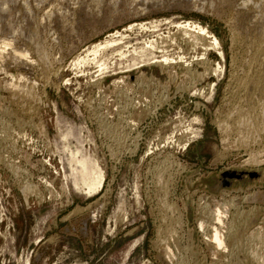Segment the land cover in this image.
I'll list each match as a JSON object with an SVG mask.
<instances>
[{"label": "rangeland", "instance_id": "obj_1", "mask_svg": "<svg viewBox=\"0 0 264 264\" xmlns=\"http://www.w3.org/2000/svg\"><path fill=\"white\" fill-rule=\"evenodd\" d=\"M37 1L9 6L18 9L17 20L25 11V17L46 13L47 20L37 15L49 22L48 80L33 52L22 64L8 54L11 48L0 58V264H253L243 237L264 230V161H245L249 152L264 155V139L242 143L227 117L246 104L239 71L249 57L227 23V8L220 17L201 0H133L126 16L85 28L74 46L53 22L59 10L66 15L78 6L74 0ZM187 23L217 38L221 54L196 29L187 35ZM4 30L0 36L24 46L19 31ZM163 58L169 66L158 62ZM150 66L158 79L142 84L136 74L152 75ZM33 80L28 101L9 83ZM218 116L231 119L229 133L220 130ZM160 178L175 211L159 201ZM223 179L227 185L219 187ZM221 202L230 203L224 223L241 238H227L230 255L211 244V224H197L205 203L211 209ZM169 225L173 238L159 243L157 231Z\"/></svg>", "mask_w": 264, "mask_h": 264}, {"label": "bare ground", "instance_id": "obj_2", "mask_svg": "<svg viewBox=\"0 0 264 264\" xmlns=\"http://www.w3.org/2000/svg\"><path fill=\"white\" fill-rule=\"evenodd\" d=\"M10 1H12V0H0V31H2V30L5 29L4 31H7L6 33H8V32H11V33L12 32H16V34H19L17 32V31H19L20 32V37L22 36L25 39V42H24V46L22 48H21V46H20V48H17V47H14L15 44H13L14 40H13V36L12 35L7 34L8 36H11V37H7V36H4V35L1 34V36H0V58L2 57V55L5 52L9 51L8 49L11 48L10 49L11 52L9 51L10 53H8V54L11 55V57H12V59H13L14 62L17 61L18 63H21L22 64V63H27V60L29 59L28 57H30L29 54L31 52H33L35 54V57H36L35 58L36 61L34 60L35 61V64L37 62L42 67V71L43 72L41 74H43L44 81L45 80L47 81L48 80V77L50 75V67L51 66H49V63H50L49 60H51L50 59L51 56L49 57L48 49L46 48L47 44H45V41L47 40L46 39L47 38V35H49V33H46V32H48V30H47L48 28L47 29H46V27L44 28V24L49 23V22L48 21L47 22L42 21V20L45 19L46 13L44 15H41V13L39 14L37 12V14H39V16L40 15L42 16V20L40 19L41 17L38 18V15L37 14L34 15V16H33L32 13L29 14L30 11H29L28 15L25 17V15L27 13L25 11V9H27V8H26V6L24 4L25 9L24 8H22V9L26 13L24 12L25 15H23V18H21V15H20L21 20L20 19L17 20L16 16L18 15L17 14L18 9L16 7L10 8V6H11V5L9 6V3H11ZM62 1H64V0H57V4L60 6L62 4L61 3ZM203 1L207 2L209 4V6L212 8V12L214 10L215 12H217L218 16H220V17L225 12V11L223 12L221 9L223 7L227 8V10H228V15L226 17L227 23L231 27L230 29L235 34V36H237L239 38V40L242 39L243 40L242 43L243 42L246 43V46H247L246 48L248 49L247 50V53H249V57H247V61H245V64H244L245 66L244 67H241V68L239 67L240 68V71L239 72L244 73V78L243 79H242V77L239 76L241 78V81H242V85L240 87H242L244 90H246L248 92V95H245L247 92L244 94L245 96H247L246 99H245L246 100V104L245 105L242 104L243 106L240 105L239 107L237 106V108L235 107L236 109L234 110V112L232 111V113H230V114L228 112L227 117L230 116V118H231V116H232L233 119L231 118L232 119V122L231 123L234 125L232 127H234V129L236 128V130H234L235 133H236L237 129L239 130L240 140H239V138H238V140L241 141L242 143H244V142L247 143L248 141L253 140V139L256 140V141H259L261 139H264V0H201V2H203ZM28 2L26 1V5L29 7V4L30 3H28ZM52 2H53V0H52ZM58 2L61 3V4H59ZM65 2L66 1H64L63 3H65ZM188 2H190V1H188ZM192 2H190V3H192ZM55 3H56V1H55ZM74 3L76 5H78V6H75L74 9H72V7H71L68 14L65 15L64 14L65 12H59L60 10L59 11L57 10L58 11L57 14H55L54 11H53L52 15L55 14V16L53 17L54 18L53 19V22H55L56 24H58V26L60 25L58 27L60 29H59V31L56 30L57 31L56 33H60L61 34V37L63 35L64 38H65V40L67 39V42H70V44H72V45L74 44V46H76L75 43H76L77 40L80 39V36H82L84 34L83 32H84L85 28L87 29V27L89 28L90 26H92L91 28H93V26H95V25L97 26V24L100 25L102 22H105L106 23V21H108V18L111 17V15H113L112 17L114 19L117 18V17H121L120 15L125 14V13H123L124 9L126 7L129 8V6L131 7V5L133 4V0H122V1L121 0H74ZM180 3L182 4L181 1H180ZM16 4H17V2H16ZM136 4H137V2H136ZM144 4H145V2H144ZM150 4H149V6H150ZM189 5H191V4H189ZM189 5H187V6L190 7ZM201 5L202 4H200L199 7ZM204 6H206V5H204ZM21 7H23V6H21ZM65 7H66V5H65ZM145 7H147V6H145ZM145 7H144V9H145ZM58 8H60V7H58ZM202 8H203V6H202ZM64 9H66V8H64ZM134 9H133V7H132V9L130 8V10H134ZM21 10L19 9V13H21L20 12ZM23 10H22V12H23ZM90 10L93 11V12H90ZM36 11H38V10H36ZM134 11L133 12L131 11V13H134ZM44 12H46V11H44ZM89 12H90V14H89ZM128 12H130L129 9H128L127 13ZM48 13L51 14L50 12H48ZM135 13H136V11H135ZM87 14H89L88 20L83 19V15L85 16ZM67 15L69 16V19L67 17L65 18V16H67ZM224 15H226V14H224ZM35 16H37V18ZM125 16H126V14H125ZM51 17L52 16H50V18ZM46 20H47V17H46ZM110 20H112V19L110 18ZM18 21H19V23H17ZM107 24H109V23L107 22ZM47 26H48V24H47ZM182 27L184 28V30H186L185 33L187 35H188V30H191L190 28L196 29L197 32L199 31V33H201L202 35H204L205 37H207L208 40H210V43L212 44V46H214L220 52V54H221V51H220V42L218 41L217 38H215L214 36H211L209 34V31L206 30V28H204L203 26H199V25H193V26H191V24L189 25L188 23L185 26L183 25ZM53 28H54V26H53ZM53 32H54V30H53ZM13 35H15V33ZM231 36H234V35L232 34ZM20 37H18V38H20ZM15 38H16V36H15ZM23 38H21V39L24 40ZM21 42H23V41H21ZM109 44H111V43H109ZM109 44H106L105 46L96 45L95 48H94V50L92 51V53L90 55L93 56V57L96 56L99 53L100 50H102V49L107 48L108 46H110ZM232 44H234V45L237 44L238 45V42L236 44H235V42L232 43ZM239 44H240V42H239ZM243 51H245V49ZM244 53H246V52H244ZM120 54H122V53H120ZM78 60L79 61H83L84 58H80ZM169 60L170 59H168V58H163L161 61H158V62L159 63H166L167 64V63H169ZM171 60H172V58H171ZM171 60H170V62L173 61V60L172 61ZM0 62H2V61H0ZM24 65H26V64H24ZM103 65L104 64H101L99 66V70L100 71L102 69H104L103 68L104 67ZM167 65H165V66H167ZM242 66H243V64H242ZM237 70H238V68H237ZM148 72L152 73V75L147 76L146 73H140L138 75L136 74V76H137L136 78H140L139 80L141 81V79H142V80H144V82L145 81L146 82L147 81L150 82L152 80L154 81V79H158V78H154L155 76L153 74H155V70H152V67L151 66L148 67ZM19 77H20L19 80L25 79L24 78V75H20ZM123 77H125V76H123ZM237 80L239 81L240 79L238 78ZM123 81H124L123 78H119L118 80H116V82L119 83V84L122 83ZM156 81H158V80H156ZM149 82H147V83L149 84ZM9 83H10V86L12 88H14V90L16 91V94H19L22 99H25V100L28 101V100H31L33 98V100H34V95H35L34 94V88H35V84L37 83L36 80H33V82L31 83L32 86L29 85V84L28 85H26V84L23 85V83H20V82L19 83L18 82L16 83V82H13V81H11ZM141 83H142V81H141ZM239 84H238V86H239ZM125 86H126V83H125ZM180 89H181V87H180ZM239 96H241V94ZM243 98H245V97H243ZM240 100H242V98ZM240 100H239V102H241ZM238 104H240V103H237V105ZM229 119H227L226 121H224L223 119H219V116H218V121H217L218 124L217 125L219 126L220 130L222 129L226 133H229L227 131L228 130L227 127L229 128V126H230V124L228 122ZM231 131H232V129H231ZM221 134L224 136L223 133H221ZM236 136H237V134H236ZM244 145H246V144H244ZM262 150H263L262 153L264 154V147L262 148ZM260 154L261 153H251L250 154V152H249V156L250 157H248L247 161H245V162H251L252 163V162L264 161V155L262 156ZM253 165H255V164H253ZM258 179H259V177H258ZM98 182L100 183V179L96 178V180H94V184L95 185H99ZM225 185H227V184H225ZM225 185L220 184L219 187H222V186H225ZM233 186H234V184H233ZM219 187H217V189ZM25 188L27 189V186ZM226 191H227V189H222V190H220V193L221 194H224ZM158 195H159V201H160L162 207L165 210H167V209H170L172 211L177 210V207H176L177 205L176 206L173 205V204L170 205V204H168V203L165 202V198H166V195H167V187H166V184H165V180L164 179H161V178L158 181ZM206 203H207V201H206ZM206 203H205V205L202 206L203 209L201 210V212L199 211V213H201V214L198 217V221H197L198 222L197 224H199L198 227H201L202 229H205L206 226H208V225L211 224L210 226H212V227H211L210 231H212V232H211L210 238H209L211 240L210 242H212L211 244H213V246L215 248H217L220 251H222V253L223 252H227L226 251V250H228L227 240H229L227 238H229L231 235L233 237V235H234L235 240L236 239H240V241H241L240 235H238L239 234V232H238L239 229H237L238 230L237 231L238 234H237L236 232H233L232 231L231 225L230 226H226V224L224 223V216H225L226 211L229 210V208H230V207L228 208V206L230 205V203L229 202H224V203L221 202L222 203L221 204L222 206H218V207L215 206L214 208H211V209L208 207L209 205H207ZM231 207H232V205H231ZM226 214L228 215V213H226ZM176 217H177V214H176ZM235 219H234V221H235ZM194 221H195V219H194ZM225 221L227 222V220H225ZM178 224L182 225L179 222H178ZM216 224H218L219 226H216ZM228 224H229V222H228ZM235 224H236V227H235L234 230H236V228H237V222ZM235 224H233V226ZM175 225H177V224H175ZM169 228L170 229H168V230L166 229V231L165 230L164 231H160V230L157 231L158 232V236L157 237H158L159 243H160V240H163V239L164 240H167L169 238L170 239L173 238V235H174L173 229L171 228V226ZM261 228L263 229L264 227L262 226ZM261 228H259V229H261ZM206 230H205V233L207 232ZM263 231L264 230H262V231H256V233L253 232V234H250L248 237H247L248 234L246 235L245 233H243V234H245L246 238H244L243 236L242 237H243V239H246L247 241L246 240L244 241L242 239L241 244H240V242H238L239 240L237 241L240 244V246L241 245L243 246V241H244L245 246L247 245V247L248 246L250 247V248H247V250L243 249L244 250V253H245V251H247L248 254H249V257H250V259L252 261L251 262L249 260V263L251 262L253 264H264V255H263V252H262L264 250V241H263L264 239L260 238V235H262L261 233H263ZM241 233H242V231H241ZM205 237H206V235H205ZM261 237L264 238V236H261ZM168 242H169V240H168ZM234 243L235 242H233V244ZM173 244H175V243H173ZM231 244L232 243H230V245ZM233 244H232V246H234ZM168 246H170V245H168ZM242 246H241L240 249H242ZM238 248H237V250H238ZM229 249L230 250H233L231 248H229ZM219 250L216 251V253L219 252ZM227 253L229 254V252H227ZM235 253H238V251L235 252ZM238 254L240 255V253H238ZM239 255H237V258L235 256V258L238 259L239 258L238 257ZM240 258H239V260H240ZM227 261H229V260H226V264H227Z\"/></svg>", "mask_w": 264, "mask_h": 264}, {"label": "water", "instance_id": "obj_3", "mask_svg": "<svg viewBox=\"0 0 264 264\" xmlns=\"http://www.w3.org/2000/svg\"><path fill=\"white\" fill-rule=\"evenodd\" d=\"M228 174H229V172H227L225 175H228ZM224 182H226V179H223L220 184L225 185L226 183H224Z\"/></svg>", "mask_w": 264, "mask_h": 264}]
</instances>
